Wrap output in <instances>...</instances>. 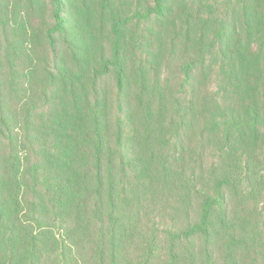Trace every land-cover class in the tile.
<instances>
[{"label": "rangeland", "instance_id": "obj_1", "mask_svg": "<svg viewBox=\"0 0 264 264\" xmlns=\"http://www.w3.org/2000/svg\"><path fill=\"white\" fill-rule=\"evenodd\" d=\"M62 6L59 29L54 0H0V44L18 45L3 85L0 164L21 159L39 182L76 189L77 202L57 212L53 233L83 240L93 233V218L108 213L107 191L94 190L95 168L103 181L108 166L128 184L127 196L113 191L117 215L155 230L161 252L153 264H169L172 252L177 264H264V178L223 186L209 235L188 233L214 181L243 163L251 177L264 174V0H165V14L156 0ZM124 19L119 39L113 23ZM157 80L164 93L150 103ZM173 114L188 121L187 131L166 143ZM232 119L241 127L226 131ZM106 149L115 154L109 160ZM169 153L176 165L164 161ZM40 198L38 211L51 215L48 196L47 207ZM135 234L126 231L118 248L125 261L140 263ZM83 240H71L80 243L74 257L93 264L91 240Z\"/></svg>", "mask_w": 264, "mask_h": 264}, {"label": "trees", "instance_id": "obj_2", "mask_svg": "<svg viewBox=\"0 0 264 264\" xmlns=\"http://www.w3.org/2000/svg\"><path fill=\"white\" fill-rule=\"evenodd\" d=\"M65 0H54L56 12L54 13V18L57 20V27L60 29L63 26V6L62 2ZM156 10L158 13H166L167 8L165 6V0H156ZM126 19L119 21L115 20L113 27L115 29L116 35L121 39L120 33L117 31L120 22L124 23ZM122 23V24H123ZM57 31V28L54 32ZM50 34V40L54 38ZM8 42V43H7ZM9 41H1L0 44V152L3 151L2 148L5 145L6 140V128H7V115L6 110V100L3 93V85L7 76L12 73L13 68H9V63L11 62V56H13V50H18V45L15 48H8ZM7 49V50H5ZM210 53V50L207 49ZM9 60V61H8ZM8 61V62H7ZM120 68V66H119ZM121 69V68H120ZM122 72V71H121ZM122 73L118 77L119 89L122 87ZM153 93V94H152ZM164 91L159 89L158 80L155 81L150 95V103L157 100L160 95H163ZM161 98V97H160ZM220 114V112H219ZM219 116V115H218ZM224 114H220L223 118ZM173 122H168V127L166 136L164 140L166 143L171 138L177 141L183 134L187 131L188 121L184 119L183 116H175L173 114ZM238 121L232 119L231 123H228V128L225 130L229 131L231 128L239 129ZM243 127V126H242ZM201 130L202 125L198 126ZM120 132V131H119ZM170 132L174 137H170ZM121 133V132H120ZM120 136V135H119ZM19 146H16L18 149ZM179 148L183 150V146L180 144ZM106 160H109L110 152L105 150ZM170 156H164V161L172 160L173 164L176 165L178 160L173 155L169 153ZM115 154H111L110 157ZM0 157L3 155L0 153ZM21 159H13L9 156L7 159V166L0 164V264H47L53 262L54 264H87L80 258H75L73 251L80 247L79 241L73 242L71 240H83V235L81 233L75 234L67 232L68 237L60 238L53 233V224L56 222L60 223L61 218L58 219L57 212H63V209L68 206V204L73 201L77 202L78 198H74L78 195L75 192V188H67L62 185H47V182L38 181L35 175V169H25L22 166ZM84 168V166H83ZM100 166L97 165L95 168L97 170V175L95 178L96 186L94 190L97 192L107 191V209L108 213L104 217H95L91 221L93 233L89 234L88 239L91 240L92 249V263L93 264H153L154 258L158 254L159 244L157 240V235L155 230L151 232H143L140 229H136L133 223L135 219H127L121 215H117L115 208V202L113 198V191L122 192L127 196L128 189L127 183H124L120 178L114 179L111 175V167L105 169L104 180L101 181V176L99 174ZM232 175L229 174L224 177V179H218L214 181L213 190L214 193L209 195L207 193L201 197V216L197 222L191 225L188 233L194 235L197 233H205L206 236L209 234V229L211 226V216L215 215L216 210L219 209V202L221 200V189L223 186L237 187L240 183L243 184L241 187H246L245 184H251L250 178H255L256 180L262 181L264 178L263 171L260 170L257 173H253L255 176L251 177V173L247 171L246 163L240 165V167H234L230 170ZM24 178H29V185L24 184ZM7 179V180H6ZM72 182V181H71ZM68 182L69 185L72 183ZM91 191L90 188H88ZM48 196V204L50 208L54 211L51 215L47 213H40L38 211V204L36 203L37 197L40 198L41 206L47 207V202L45 196ZM83 202V201H81ZM56 212V213H55ZM126 231L135 232L137 244L142 248V258L138 260L137 263L134 259L131 261H125L119 253V239L125 234ZM141 237H140V236ZM189 237V236H187ZM178 238L180 236L178 235ZM83 240L84 243L89 240ZM238 241L237 238L232 234L231 244H235ZM158 247V248H157ZM160 251V250H159ZM161 252V251H160ZM178 258L175 253H171L169 264H177Z\"/></svg>", "mask_w": 264, "mask_h": 264}]
</instances>
